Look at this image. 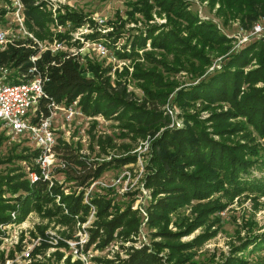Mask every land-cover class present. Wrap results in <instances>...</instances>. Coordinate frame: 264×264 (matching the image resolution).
Masks as SVG:
<instances>
[{
    "label": "rangeland",
    "instance_id": "rangeland-1",
    "mask_svg": "<svg viewBox=\"0 0 264 264\" xmlns=\"http://www.w3.org/2000/svg\"><path fill=\"white\" fill-rule=\"evenodd\" d=\"M44 1L51 21L45 26L49 34L41 39L24 23L31 37L18 29L13 0L0 3V30L7 33L0 49L28 38L38 50L46 46L70 55L81 75L126 102V114L85 112L80 95L71 101L76 113L70 119L62 109L56 111L51 122L55 144L86 159L85 169L63 165L52 152L42 170L34 145L0 127V199L11 207L0 223L2 264H128L134 252L153 254L154 264H264V191L221 189L166 210L154 206L168 195L154 181L158 141L165 131L193 127L189 116L202 121L215 140H252L264 148V137L242 116L216 120L235 132L214 133L213 114L226 110L227 102L178 98L180 90L220 71L232 55L264 39V0ZM189 19L213 25L225 41L204 38ZM147 31L153 33L147 36ZM167 31L175 34L174 42H160L161 32ZM139 35L144 43L131 53ZM257 65L252 58L243 71ZM5 70L9 78L14 73ZM253 85L264 87V82ZM146 111L160 116L153 122L135 118ZM37 173L50 195L45 201L19 203L16 197L24 193L3 182H32ZM251 175L264 177V171L252 169ZM67 203L78 205L71 211ZM170 245H178V252Z\"/></svg>",
    "mask_w": 264,
    "mask_h": 264
},
{
    "label": "trees",
    "instance_id": "trees-1",
    "mask_svg": "<svg viewBox=\"0 0 264 264\" xmlns=\"http://www.w3.org/2000/svg\"><path fill=\"white\" fill-rule=\"evenodd\" d=\"M3 1L0 0V3ZM18 1L22 6L23 23L27 32H32L38 39L46 37L49 33L45 26L47 22L51 21L48 12L45 11L46 2L44 0ZM2 12V8H0V15ZM66 18L74 21L79 17ZM57 21L59 23V16ZM189 21L193 22L192 26L202 33L204 38L208 37L218 42L225 41L224 36L219 34L213 25L198 23L197 20L192 21V19ZM147 32V36L153 33V31ZM111 35L108 34L110 37ZM161 35L160 42H174L175 40L173 31L161 32ZM135 38L136 40L132 41L131 53L135 51L136 45L143 44L145 40L141 35ZM109 40L113 41L111 38ZM151 42L156 41L153 38ZM117 53L128 55L127 53ZM31 56H36L33 62L30 60ZM252 58L258 62L257 67L244 72L243 67H246ZM0 65L13 69L14 73L11 76L13 81L18 73L26 72L27 68L32 65L36 70H45L48 81L44 84L43 93L39 99V107L43 113L47 112L45 104L50 99L69 104L80 95L82 110L85 112L90 108L92 112L101 109L104 113H115L121 117L126 114L124 112L126 110H122L126 102L107 94L101 85L95 83L91 78L81 75L79 64L73 57L59 51L50 53L49 50H44L40 52L28 38L12 40L4 49L0 50ZM258 81L264 82V39L232 55L220 71L202 79L197 84L180 90L178 98L185 101L187 98H205L209 102H227L229 107L226 110L213 114L212 120L216 128L214 133L220 137L229 130L235 132V128L233 126L219 127L215 121L236 116L246 118L258 135L264 137V87L253 85ZM141 114L144 116L135 115V118L153 122L160 116L158 112L146 111ZM189 118L193 120V127L173 132L165 131L158 141V150L155 153L157 173L154 176V181L158 179L159 186L163 187L165 193L168 194L167 198L163 200V204L159 202L154 205L158 210L172 208L188 197L204 199L221 189L235 194L244 191L253 193L264 191V177L256 178L251 175L252 169L264 171V148H259L252 140L250 143L247 141L227 142L224 139L215 140L205 130L202 121L193 116H189ZM168 145L172 146L173 151H168ZM52 148L63 165H78L83 169L87 168L86 159L72 154L69 147L63 143L62 151L56 144ZM58 152L61 153L58 155ZM190 166L195 169L188 171L186 168ZM36 175L32 182L15 181L10 183L11 178L3 182L14 191L20 190L19 192L25 194L20 195L21 193H19L16 197L19 203L28 204L31 200L45 201L50 198L45 190L46 182L38 173ZM1 201L0 199V223L5 222L7 218L3 212L11 208L10 205ZM66 205L69 206L68 203ZM77 205L78 203H74L69 206V209L73 211ZM118 217L116 216L115 219ZM261 243L264 245V236ZM170 246L173 251L178 252L176 247L178 245ZM150 255L153 254L134 252L128 260V264H154ZM2 263L4 260L0 259V264ZM27 264L37 263L29 262Z\"/></svg>",
    "mask_w": 264,
    "mask_h": 264
},
{
    "label": "built area",
    "instance_id": "built-area-1",
    "mask_svg": "<svg viewBox=\"0 0 264 264\" xmlns=\"http://www.w3.org/2000/svg\"><path fill=\"white\" fill-rule=\"evenodd\" d=\"M13 1L18 29L30 36L22 26V6L18 0ZM6 34L5 30H0V44L7 40ZM54 49L43 46L39 51L49 50L53 53ZM35 59L36 56L30 57L31 62ZM14 80L8 77L5 66L0 65V127L6 134L23 137L31 142L38 150L35 162L43 170L51 161L52 147L55 144L54 127L51 126L53 116L57 110L62 109L65 118L70 119L76 112L71 102L65 104L52 99L45 104L46 113L40 109L39 99L43 86L48 81L45 70H36L32 65L26 72L18 73Z\"/></svg>",
    "mask_w": 264,
    "mask_h": 264
}]
</instances>
